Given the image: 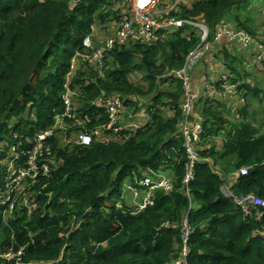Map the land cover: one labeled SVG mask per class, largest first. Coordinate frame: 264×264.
I'll use <instances>...</instances> for the list:
<instances>
[{
  "label": "trees",
  "instance_id": "16d2710c",
  "mask_svg": "<svg viewBox=\"0 0 264 264\" xmlns=\"http://www.w3.org/2000/svg\"><path fill=\"white\" fill-rule=\"evenodd\" d=\"M126 1L0 0V190L5 189L8 168L24 167L36 136L51 131L55 118L65 113L72 59L84 51L87 38L98 48L115 35L129 16ZM248 3L195 0L190 6L178 5L170 17L201 20L213 42L222 21L247 9ZM236 20L235 30L256 36L246 20ZM200 44L199 31L192 27L159 43L132 39L107 54L104 78L94 82L96 73H80L70 89L81 91L74 111L91 117L89 128L108 121L92 105L101 95L120 97L132 119L138 115L148 120L89 146L63 149L57 136L47 138L44 146L51 156L46 152L41 162L50 165L52 174L38 178L32 210L18 203L7 220L0 210V264H17V258L1 255L22 248L24 264H264V209L245 214L236 203L250 196L264 201V126L249 118L260 90L245 81L257 47L244 57L241 49L214 43L216 59L238 93L231 101L219 96L194 103L190 122L200 123L204 132L196 145L194 178L186 185L190 161L182 132L184 84L171 72L182 70ZM213 67L205 77L220 91L224 70ZM66 124L73 126L69 119ZM20 144L24 158L14 162L12 149ZM244 168L248 174L242 176ZM163 177L173 189L155 190L153 205L139 210L127 202V186L145 194L148 189L141 181ZM185 219L191 235L184 261ZM167 223L177 228H166Z\"/></svg>",
  "mask_w": 264,
  "mask_h": 264
},
{
  "label": "built area",
  "instance_id": "2783aa9c",
  "mask_svg": "<svg viewBox=\"0 0 264 264\" xmlns=\"http://www.w3.org/2000/svg\"><path fill=\"white\" fill-rule=\"evenodd\" d=\"M183 0H129V16H126L120 26L117 28L115 35L108 37L103 46L96 48L92 38H87L84 41V51L77 54L71 61L70 73L68 77L75 72L76 63L81 62L84 64L87 72L96 73V78H104L106 74V58L107 54L114 50L117 45H122L129 42L132 39L140 41L142 44H154L159 43L165 37L175 34L179 29L184 27L196 28L199 31L201 44L186 57V62L182 70L179 72L173 71L172 75L181 80L184 84V104L182 110L184 112V122L182 126L183 137L185 140L184 147L186 148L188 159L190 161V171L188 172L185 184L188 185L194 178L193 167L198 161L197 155V143L200 140L204 130L200 123L190 122V118L193 113L194 103L200 98L206 97L208 99H216L219 96L228 98L233 96L237 91V86L228 82L227 76H222V90H218L214 83L206 84L203 91H195L192 88L189 74L195 70L196 66L207 62L209 60V53L214 48V43H218L224 39L238 44L242 49H247L251 45L257 47V57L254 59V63H264V33L259 38H254L252 34L244 30L225 29L221 30L214 36V41H209V28L201 20H184L170 17L171 13L177 10L178 5ZM71 85L67 82L66 93L63 97L66 111L62 116L55 118L54 128L45 133L36 136L34 140V148L28 153L27 160L24 163V167H15L11 165L8 168V176L6 177L5 189L0 190V210L4 209V215L7 220L9 217H13V212L18 206V203L28 207L32 210L31 199H34L35 193L32 189L36 186L38 178L40 176L50 178L52 174V168L49 164L41 162V158L44 157L46 152L47 156H51V152L48 148H45L44 143L47 138L55 135L59 138L61 136H72L74 144L89 146L95 139H101L105 137H115L123 130L134 128L129 123L124 122V115L127 113V107L125 100H122L118 96L107 97L105 95L99 96L93 103L94 107L98 110H102L108 117V121L100 126L89 128L91 123V117L88 115H76L75 106L81 103L83 96L81 91L76 92L70 89ZM79 95L81 96L79 98ZM71 120L73 126L67 125L66 120ZM56 132V134H55ZM30 143V141H28ZM72 145V146H73ZM61 146V143H60ZM21 144L13 147L12 155L14 156V162H20L24 157L20 153ZM55 160V158H51ZM242 176L248 174V169L244 168L240 171ZM140 186L147 188L144 201L141 207H137L139 210L147 208L149 205H153L152 193L155 190L162 189L166 192H171L173 187L168 178H162L160 181L154 182L150 178H146L140 182ZM188 188V187H187ZM227 191V190H226ZM228 192V191H227ZM187 194L189 190L187 189ZM228 197L229 193L225 194ZM236 203L240 205L245 214H250L251 209L255 207H261L264 209V201L254 196L241 197L236 199ZM263 213L258 212V218H261ZM166 228L176 229L174 224H165ZM183 258L184 261L188 256V241L191 235L188 219L183 222ZM24 248L18 253L10 251L8 254H2V258L8 260L18 259L17 264H24L20 260V256L23 254ZM181 264V261L176 262Z\"/></svg>",
  "mask_w": 264,
  "mask_h": 264
},
{
  "label": "rangeland",
  "instance_id": "374dc122",
  "mask_svg": "<svg viewBox=\"0 0 264 264\" xmlns=\"http://www.w3.org/2000/svg\"><path fill=\"white\" fill-rule=\"evenodd\" d=\"M128 1H126L127 5H128ZM194 1L195 0H183L180 4L187 3V5L190 6ZM237 18H239V20L241 22H244V23L247 21V24H249L250 27L254 31H256V36H254V35H252V36L254 38H259L260 35L262 33H264V0H249L247 9H244L241 12L233 11L227 18L224 19V21H222V23L220 25L221 30L223 31L225 29H230V28L236 29L235 27H238L236 25V23H237L236 19ZM258 26H260L261 30L258 29ZM99 30L101 31L100 27H99ZM209 38H210V36H209ZM102 39H105V37L102 36ZM219 43L225 44L228 47H235L238 52H240L239 49H241L242 52L247 53V55H245L244 57L250 56L249 54L252 53V51L254 50V48L256 46V45H251L247 49H242L238 44H236L235 42L230 41L228 39H224V40L220 41ZM94 45L96 46L95 42H94ZM101 46H103V45H101ZM214 48H215V46H214ZM214 48L209 53V60L206 62V64L211 65V66H209L208 69H206V68H202V66H204V64H200V65L196 66L195 70L189 74L190 81L192 84V88L195 91L201 92V91H203L204 86L206 84H210L205 76H206V72H212L214 70L213 66H215V68L216 67L217 68L223 67L222 70H224V71L222 72V75L227 76V77L230 76L228 73V70H226L224 68V66L220 63V61L216 59V53L218 51L217 50L214 51ZM231 52L234 56L236 55L235 50L233 48L231 49ZM213 60H214V62H213ZM76 65L77 66L75 68V72L68 77V83L70 85H72L76 80L80 79L79 78V77H81L80 73H82L83 75L87 74V69L85 68L83 63L78 62V63H76ZM255 66L256 65L254 63V58L252 59V62L246 66V69H247L248 73L250 74V76L247 77L248 80L245 79V81L247 83H249L251 85V87L257 88L260 90V96H259L258 103L254 104L251 108H249V118L252 119L253 121H255V123H258V124L264 126V103H260V99L264 100V63H262L256 67ZM82 78H84V77H82ZM237 93H238V90L236 91V93L233 96L228 97L227 99L230 101L233 100L236 97ZM204 98H206V97H204ZM133 116H134L133 114H131L129 111H127V113L124 115L123 119H124L125 123L131 124V126L134 128H138L140 126L141 121H142V124H144L148 120L146 118V116L144 118H142L141 116H136L134 119H132ZM60 143H61V147L63 149H66V148L72 147V145L74 144V140H73L72 136H70V137L61 136ZM129 187L130 186L126 187L125 193H124V196L126 197L127 202L133 206L141 207L143 202L140 203L138 201H134V199H141L143 197V195L145 197V194L143 193L142 190H137V189L132 188V190H133L132 191L130 189L131 187L130 188ZM144 197L141 201H144Z\"/></svg>",
  "mask_w": 264,
  "mask_h": 264
},
{
  "label": "crops",
  "instance_id": "0c3cea01",
  "mask_svg": "<svg viewBox=\"0 0 264 264\" xmlns=\"http://www.w3.org/2000/svg\"><path fill=\"white\" fill-rule=\"evenodd\" d=\"M258 29L261 30L260 26H258ZM130 188V187H129ZM132 190V187L130 188ZM133 191V190H132ZM143 199V197L141 199H134V201H138V202H142L141 200Z\"/></svg>",
  "mask_w": 264,
  "mask_h": 264
},
{
  "label": "water",
  "instance_id": "95a60500",
  "mask_svg": "<svg viewBox=\"0 0 264 264\" xmlns=\"http://www.w3.org/2000/svg\"><path fill=\"white\" fill-rule=\"evenodd\" d=\"M223 192H224V194H227L228 192L226 191V189L225 188H223Z\"/></svg>",
  "mask_w": 264,
  "mask_h": 264
},
{
  "label": "clouds",
  "instance_id": "9594fccd",
  "mask_svg": "<svg viewBox=\"0 0 264 264\" xmlns=\"http://www.w3.org/2000/svg\"><path fill=\"white\" fill-rule=\"evenodd\" d=\"M138 116V115H137Z\"/></svg>",
  "mask_w": 264,
  "mask_h": 264
}]
</instances>
